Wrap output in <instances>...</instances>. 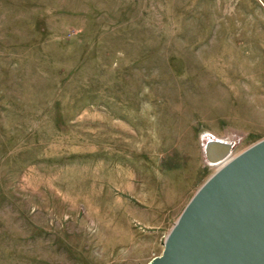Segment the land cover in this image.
<instances>
[{"label": "rangeland", "instance_id": "obj_1", "mask_svg": "<svg viewBox=\"0 0 264 264\" xmlns=\"http://www.w3.org/2000/svg\"><path fill=\"white\" fill-rule=\"evenodd\" d=\"M264 138V0H0V264H147Z\"/></svg>", "mask_w": 264, "mask_h": 264}, {"label": "water", "instance_id": "obj_2", "mask_svg": "<svg viewBox=\"0 0 264 264\" xmlns=\"http://www.w3.org/2000/svg\"><path fill=\"white\" fill-rule=\"evenodd\" d=\"M164 244L147 264H264V138L211 175Z\"/></svg>", "mask_w": 264, "mask_h": 264}, {"label": "bare ground", "instance_id": "obj_3", "mask_svg": "<svg viewBox=\"0 0 264 264\" xmlns=\"http://www.w3.org/2000/svg\"><path fill=\"white\" fill-rule=\"evenodd\" d=\"M220 144H227V142L223 141L221 138H218V137H215L214 140H213V147H211L209 150H210V153L212 155V160L213 162L215 163V166H217V169H220L221 167H223L225 164H227L229 161H231L236 155L235 153L233 154L231 152V149L229 151H227L225 154H222L221 153V150H220ZM215 171V172H216ZM212 175V174H211ZM211 175L197 188V190L195 191V193L200 189V187L211 177ZM195 193L192 195V197L195 195ZM191 197V198H192ZM190 198V200H191ZM189 200V201H190ZM180 216V215H179ZM179 219V217L177 218V220ZM176 220V222H177ZM175 222V223H176ZM174 223V224H175ZM174 226V225H173ZM173 226L171 227V229L173 228ZM171 229L168 231V233L171 231ZM167 233V235H168ZM166 235V236H167ZM164 247H165V244H164ZM164 247H163V250H164ZM162 250V252H163ZM162 252L160 254H162ZM159 254V255H160Z\"/></svg>", "mask_w": 264, "mask_h": 264}]
</instances>
